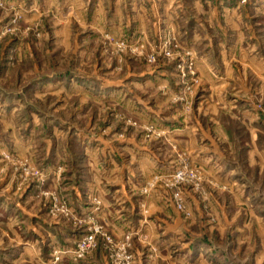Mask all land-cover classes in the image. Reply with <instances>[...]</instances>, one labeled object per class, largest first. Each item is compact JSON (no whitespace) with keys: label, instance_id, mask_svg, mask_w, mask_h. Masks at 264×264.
<instances>
[{"label":"rangeland","instance_id":"374dc122","mask_svg":"<svg viewBox=\"0 0 264 264\" xmlns=\"http://www.w3.org/2000/svg\"><path fill=\"white\" fill-rule=\"evenodd\" d=\"M0 264H264V0H0Z\"/></svg>","mask_w":264,"mask_h":264}]
</instances>
